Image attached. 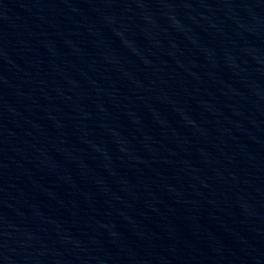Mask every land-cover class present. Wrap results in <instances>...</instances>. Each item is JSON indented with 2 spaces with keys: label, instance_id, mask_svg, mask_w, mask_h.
Wrapping results in <instances>:
<instances>
[{
  "label": "water",
  "instance_id": "water-1",
  "mask_svg": "<svg viewBox=\"0 0 264 264\" xmlns=\"http://www.w3.org/2000/svg\"><path fill=\"white\" fill-rule=\"evenodd\" d=\"M0 264H264V0H0Z\"/></svg>",
  "mask_w": 264,
  "mask_h": 264
}]
</instances>
